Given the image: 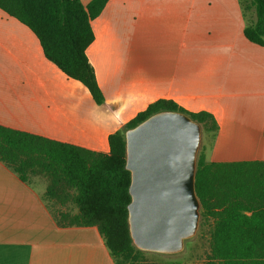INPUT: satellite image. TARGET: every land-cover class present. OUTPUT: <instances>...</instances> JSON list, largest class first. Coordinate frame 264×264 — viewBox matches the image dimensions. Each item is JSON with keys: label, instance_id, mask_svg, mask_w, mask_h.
I'll return each mask as SVG.
<instances>
[{"label": "crops", "instance_id": "1", "mask_svg": "<svg viewBox=\"0 0 264 264\" xmlns=\"http://www.w3.org/2000/svg\"><path fill=\"white\" fill-rule=\"evenodd\" d=\"M90 24L100 105L0 9V125L106 152L109 134L169 99L214 117L206 162L264 160V45L244 36L238 0H108ZM45 186L0 161V264H114L96 227L57 224Z\"/></svg>", "mask_w": 264, "mask_h": 264}, {"label": "trees", "instance_id": "2", "mask_svg": "<svg viewBox=\"0 0 264 264\" xmlns=\"http://www.w3.org/2000/svg\"><path fill=\"white\" fill-rule=\"evenodd\" d=\"M107 1L0 0V9L28 26L44 56L80 81L100 105L104 95L85 50L94 38L90 22ZM238 2L244 36L264 45V0ZM162 110L185 113L206 132L217 129L212 114L158 99L109 134L106 152L0 125V161L22 181L46 179L43 198L61 207L57 215L51 212L58 225L94 226L114 264H141L144 251L132 244L127 224L130 173L124 167V132ZM195 191L200 215L211 221L202 264H264V160L206 162L201 149Z\"/></svg>", "mask_w": 264, "mask_h": 264}, {"label": "water", "instance_id": "3", "mask_svg": "<svg viewBox=\"0 0 264 264\" xmlns=\"http://www.w3.org/2000/svg\"><path fill=\"white\" fill-rule=\"evenodd\" d=\"M124 141L132 244L176 254L199 224L195 170L201 126L185 113L162 110L126 129Z\"/></svg>", "mask_w": 264, "mask_h": 264}, {"label": "rangeland", "instance_id": "4", "mask_svg": "<svg viewBox=\"0 0 264 264\" xmlns=\"http://www.w3.org/2000/svg\"><path fill=\"white\" fill-rule=\"evenodd\" d=\"M206 134L207 132L201 128V142L197 155L202 149V142L205 140ZM30 179L33 181H36L37 179L43 185L47 184L46 179L41 176H33ZM48 205L50 211L54 215H57V211L60 210L61 207L51 200H48ZM70 209L73 212L76 210L72 207ZM200 210L201 209H199V211ZM210 227L211 221H204L200 215L198 228L195 234L184 241V247L180 252L176 254H162L144 251L141 264H202L208 252V236Z\"/></svg>", "mask_w": 264, "mask_h": 264}]
</instances>
